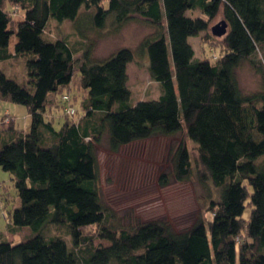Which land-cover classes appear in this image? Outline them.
<instances>
[{"label":"trees","instance_id":"16d2710c","mask_svg":"<svg viewBox=\"0 0 264 264\" xmlns=\"http://www.w3.org/2000/svg\"><path fill=\"white\" fill-rule=\"evenodd\" d=\"M13 11L23 12L18 21ZM221 11V52L216 61L198 57L190 37L207 32ZM132 20L156 29L138 51L161 86L158 98L132 101V48L94 55L90 31L115 32ZM66 22L72 34L51 30ZM15 61L25 66L23 82L6 72ZM2 63L0 98L25 105L31 126L0 130V167L20 198L0 210L13 233H30L15 242L0 230V264H264V0H0ZM244 63L261 78L258 92L240 86ZM75 76L85 115L57 127L48 112L58 94L65 113L78 112ZM182 131L195 158L185 140L172 145V171L159 184L188 180L195 161L211 218L179 229L166 218L121 217L103 199L97 145L107 137L119 152Z\"/></svg>","mask_w":264,"mask_h":264},{"label":"rangeland","instance_id":"374dc122","mask_svg":"<svg viewBox=\"0 0 264 264\" xmlns=\"http://www.w3.org/2000/svg\"><path fill=\"white\" fill-rule=\"evenodd\" d=\"M12 7L10 6L9 9ZM23 12L13 11L14 21H18ZM223 20L222 11L210 21L209 30L202 32L200 36H191L196 55L201 58L214 60L213 54H220L222 38L213 35L211 28ZM12 21V24L13 22ZM16 23V22H14ZM59 26V27H58ZM52 24L51 30L59 34H72V24L66 22L60 25ZM103 30L102 32L90 31V42L94 55L97 58H106L123 47H130L135 52V59L128 64V85L132 93V101L158 98L162 89L156 80L151 77L147 66L144 64V55L139 54L141 40L149 34L155 33V27L139 20H132L115 32ZM210 33V34H209ZM15 37L11 38L10 46L15 44ZM3 68L4 64H0ZM7 74L23 82L27 78L24 72L25 66L16 61L6 64ZM240 86L247 94L258 92L261 88V78L248 63H244L238 70ZM71 90L77 100L73 99V105L78 112L75 115L65 113L64 104L61 102L56 108L50 107L49 118L55 119V125L59 127L66 118L70 122H78L85 115V108L81 105L84 98V89L75 76ZM71 104V103H70ZM53 111V114H52ZM54 115V116H53ZM69 116V117H68ZM71 117V118H70ZM15 126L22 132H27L31 126V115L28 108L11 100L0 98V130ZM185 140L193 157L196 155V146L190 140L185 131L175 136H154L145 141L123 147L119 152H112L109 148L107 137H104L98 146V165L100 185L104 201L112 207L121 217L139 218H166L177 228H185L197 217L204 214L211 218L207 204L209 197L208 187L203 185L198 178L195 161L193 162V174L185 181H177L172 176L170 185L160 186V175L163 172L172 171L171 146L181 140ZM0 206L4 214H7L15 206L20 204L13 175L0 167ZM3 199V200H2ZM247 216V215H246ZM8 217H4L0 210V230L4 237L15 242L24 240L30 233V228L25 227L13 233L7 227ZM61 232L60 228L53 233ZM63 234V233H62ZM242 237V236H241ZM240 237V238H241ZM99 240H95L98 243ZM106 244L107 241H104Z\"/></svg>","mask_w":264,"mask_h":264},{"label":"water","instance_id":"95a60500","mask_svg":"<svg viewBox=\"0 0 264 264\" xmlns=\"http://www.w3.org/2000/svg\"><path fill=\"white\" fill-rule=\"evenodd\" d=\"M228 23L226 20H221L220 22L216 23L212 26L211 31L216 36H222L227 32Z\"/></svg>","mask_w":264,"mask_h":264},{"label":"built area","instance_id":"2783aa9c","mask_svg":"<svg viewBox=\"0 0 264 264\" xmlns=\"http://www.w3.org/2000/svg\"><path fill=\"white\" fill-rule=\"evenodd\" d=\"M67 112H68L69 114H71V115H75L76 110H75L74 107L69 106V107L67 108Z\"/></svg>","mask_w":264,"mask_h":264}]
</instances>
